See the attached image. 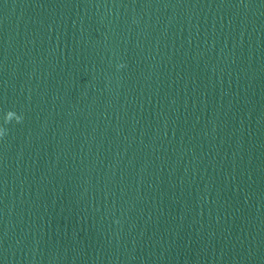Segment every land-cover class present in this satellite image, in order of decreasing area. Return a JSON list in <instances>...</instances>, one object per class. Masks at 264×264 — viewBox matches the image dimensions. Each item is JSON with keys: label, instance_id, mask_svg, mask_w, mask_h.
<instances>
[{"label": "water", "instance_id": "95a60500", "mask_svg": "<svg viewBox=\"0 0 264 264\" xmlns=\"http://www.w3.org/2000/svg\"><path fill=\"white\" fill-rule=\"evenodd\" d=\"M0 126V264H264V0H0Z\"/></svg>", "mask_w": 264, "mask_h": 264}, {"label": "clouds", "instance_id": "9594fccd", "mask_svg": "<svg viewBox=\"0 0 264 264\" xmlns=\"http://www.w3.org/2000/svg\"><path fill=\"white\" fill-rule=\"evenodd\" d=\"M120 67H123V65H120ZM23 114H17L14 111H8L4 115V124L7 125L11 122L15 123H22L23 122ZM8 134V128L4 126H0V139H3L7 136Z\"/></svg>", "mask_w": 264, "mask_h": 264}]
</instances>
